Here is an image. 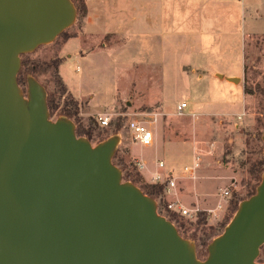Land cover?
Segmentation results:
<instances>
[{
  "label": "water",
  "instance_id": "95a60500",
  "mask_svg": "<svg viewBox=\"0 0 264 264\" xmlns=\"http://www.w3.org/2000/svg\"><path fill=\"white\" fill-rule=\"evenodd\" d=\"M77 16L71 0H0V264H262L264 175L200 260L156 201L123 180L119 136L93 145L72 120L51 119L36 78L20 87L21 56Z\"/></svg>",
  "mask_w": 264,
  "mask_h": 264
},
{
  "label": "rangeland",
  "instance_id": "374dc122",
  "mask_svg": "<svg viewBox=\"0 0 264 264\" xmlns=\"http://www.w3.org/2000/svg\"><path fill=\"white\" fill-rule=\"evenodd\" d=\"M95 1L102 6L103 31L113 28L114 32L120 26L131 23H134L137 31H146L140 0H123L121 10H115L111 0L103 1L108 3ZM156 1L161 4V0ZM200 2L198 4L202 8L198 11L167 13L173 19L175 31L182 33L180 40L170 37L160 44L152 39L147 43V39L142 38L132 43L126 37L114 34L88 38L84 32L85 18L78 19L77 16L75 24L67 32L76 36L81 46L79 42L70 40L62 53L65 42L64 37L60 36L54 43L42 46L28 56L38 62H50L64 56L66 60L59 67L61 78L69 83L76 96L79 97L81 92L85 96L90 94V99L83 100L72 96L78 102L82 121L88 124L91 117L98 116L95 111L104 112L110 117L109 126L99 127L93 145H97L102 137L109 136L121 119V129L115 135L119 136L120 142L113 162L119 167L122 160L129 166L128 172L137 187L154 185L151 174L164 172L158 167L159 160L164 157L183 168L196 154L212 172L219 167L220 171L216 174L228 175L226 181L215 178L202 182V190L211 194L210 209L216 208L220 201L225 207L223 212L218 213L219 218L206 217L205 224L200 225L197 220L168 209L169 203L179 201L177 193L182 191L184 180L177 179V187L172 194L169 196L164 192L156 200L161 216L172 219L186 237H197L196 241L189 239L196 247L202 239L222 233L223 226L231 222L236 214L233 206L242 199H248L254 187L260 183L252 168L261 165L264 158V94L256 91L257 88L264 90V0H211L217 6L213 12L202 11L208 5L203 3L204 0ZM172 4L178 3H169ZM210 14L219 28H223L218 37L203 35L207 33L204 22ZM228 21L231 24H224ZM107 23L110 24L106 26ZM78 47L81 55H84L83 52H94L79 59ZM244 60L246 73L243 81L246 87L254 91L250 95L246 115L242 119L192 117L193 113L203 112L218 115L231 113L232 116L243 113L241 99L237 105L221 104L219 92L213 91L209 84L199 82L192 70L204 68L211 73L218 70L243 74ZM52 74L40 75L37 80L53 89ZM68 97L65 95L62 100L66 101ZM181 101L189 105L184 116L177 113V105ZM207 104L213 106L208 107ZM130 121L143 123L154 132H159V142L150 147L135 143L128 128ZM140 160L158 163L157 166L149 165L145 170H139L137 162ZM126 178L125 171L123 179ZM224 191L230 193L226 199L222 197ZM198 258L205 260L207 257ZM263 261L264 248L258 259L259 263Z\"/></svg>",
  "mask_w": 264,
  "mask_h": 264
},
{
  "label": "crops",
  "instance_id": "0c3cea01",
  "mask_svg": "<svg viewBox=\"0 0 264 264\" xmlns=\"http://www.w3.org/2000/svg\"><path fill=\"white\" fill-rule=\"evenodd\" d=\"M89 8V13L85 20V34L88 36V38H92L93 36H108L114 34L115 36L119 37H126V39H129V41H132V43L135 42V40L140 39H147V43L149 39H152L153 42L156 40V42L160 44H164L170 37L182 38V33L180 31H175L173 25V19L170 18V16L167 15L169 12H186V11H198V9H201L202 6L198 3H201L200 0H161V4L158 3L156 0H140L139 6L144 10V24H145V32H140L136 30V26L134 23L127 24L125 26H120L118 29H116L113 32V28L109 31H103L104 26H102V19L103 15L101 14V4L98 1L96 3L95 0H86ZM105 0H102V2ZM113 4V8L115 10H121V3L123 0H111ZM109 2V0H108ZM103 2V3H108ZM126 2V1H125ZM170 2H177V5H169ZM215 2V1H212ZM203 3H206L208 5L207 7H203L202 11H209L213 12L216 9V4H212L211 0H204ZM205 6V5H203ZM214 7V8H213ZM162 13V14H160ZM231 24L230 21L225 22L224 24ZM110 23H107L106 26H108ZM181 26V25H180ZM223 28H219V25L215 22V20L212 18L211 14L209 18L205 19L204 22V30L207 31V33H204V36H212L218 37V34H222L221 30ZM177 30H179L177 28ZM196 33V32H195ZM194 33V34H195ZM197 34V33H196ZM233 34V33H232ZM96 36V37H97ZM75 40L76 42L80 43L79 39L76 37L69 39L65 42L62 53L65 50V45L70 41ZM79 46V47H80ZM77 48V53H79L78 58L83 59L85 57H88L89 54H91L94 51L90 52H83L84 55H81V49ZM154 54V52H152ZM245 58V57H244ZM61 67L65 62V57H61ZM244 65L246 67V60H244ZM60 67V66H59ZM60 70V69H59ZM194 74L197 76V80L199 82H205L206 84H209L213 91H218L221 95L220 100H222L221 104H235L239 103L240 99L242 101V109L243 113L238 114V116H232V114L228 113L225 115H218L215 112H203V113H193L192 117H197L198 119L200 117L212 119V118H233L237 117V119H242L246 115V108L248 104L251 102L250 95L245 92V84H244V77L246 71L243 70V74H240L239 72H219L216 70L215 72L211 73V71H208L204 68H196L192 70ZM62 80L64 82V78L62 77ZM67 89L69 90L70 94L76 98L77 100H83L84 98L90 99V94L85 96L83 92H81L80 96H76L72 90L69 83L67 84L64 82ZM82 88L84 86L82 85ZM224 96V97H223ZM181 101L178 103L180 105ZM187 103V102H186ZM177 105V107H178ZM207 106H213V104H207ZM189 107V105H188ZM188 109V108H187ZM98 115H106V113L101 111H95ZM243 116V117H242ZM152 129V128H151ZM154 132V131H153ZM155 135V142H159L160 134L159 132H154ZM154 142V144H155ZM211 152V151H210ZM207 152L206 154H208ZM196 154H194L193 158H191L190 162L186 163L183 168L179 167V165L176 164L175 161H167V158L164 157L163 159L159 160V162H163L165 164V168L163 169L164 172L162 173H171L172 176L177 180H184L182 185V191H178L177 198L180 201V203L186 207V208H198L201 210H207L210 209V195L209 193H206L204 190H202L203 181L212 180L215 178L221 179L222 181L225 180L227 174H216L220 171V168L218 167L217 170L211 171L210 167L204 163V160L202 159V167L199 171L200 178L199 180L193 181L190 180L188 175L184 172L185 167L192 166L196 160H197ZM142 161V160H140ZM146 167L148 168L149 165L157 166L158 162H145ZM158 171H155L156 173ZM151 174V177L153 174ZM206 173L209 175L206 176ZM186 174V175H185ZM231 178V177H230ZM226 181V180H225ZM223 203V201H221Z\"/></svg>",
  "mask_w": 264,
  "mask_h": 264
},
{
  "label": "trees",
  "instance_id": "16d2710c",
  "mask_svg": "<svg viewBox=\"0 0 264 264\" xmlns=\"http://www.w3.org/2000/svg\"><path fill=\"white\" fill-rule=\"evenodd\" d=\"M71 1L73 2V4L75 5V7L77 9L78 19L86 18L88 13H89L87 1L86 0H71ZM61 37H64V42H66L69 39L74 38L76 36L69 35L68 32L65 31L64 33H62ZM29 55L30 54H25V55L21 56L22 68H21V71L18 75V83H19L20 87L26 93L27 87H28V78L29 77H34V78L38 79V77L40 75L48 74L50 72L53 73L52 74L53 75V83H54L53 89H49L47 84L41 83L47 91V105H48V109H49L51 119L54 120L56 118L58 119L59 117L60 118L63 117V118H67V119L72 120L76 125L77 136L81 137V138H86L89 141L94 142V140L96 139V132L98 131L99 127H101V126L97 122L95 117H91L90 122L88 124H85L82 121V119L79 117L78 102H75L72 99V95L69 93V91H68L66 85L64 84V82L60 76V73H59V66L62 62V59L58 57V58H56L50 62H38V61H33V60L29 59V57H28ZM245 71H246V67H245ZM256 91L264 94V90H262L260 88H257ZM245 92L249 95H252L254 91L245 86ZM65 95L69 96L68 97L69 100L68 99L66 101L62 100V97ZM121 126H122V121H121V119H119V121L117 122V124L115 126L114 131L109 136L102 137L98 141V144L106 141L109 138H111V136L113 137L116 134H118L119 130L121 129ZM100 134L101 133H99V135ZM261 137H262V134H261ZM120 163H121L120 164L121 166L119 165V168L121 169V171L127 172V178L125 180L124 179L123 180L125 182L132 181V183L135 185V181L132 178L131 173L128 172L129 166L122 160L120 161ZM252 173L256 174L257 177L260 180H262V177L264 175V158L262 159L261 165H259L258 167L255 166L252 168ZM259 184L260 183H258L254 187V191L252 194H250L249 198L256 193V190H257V187L259 186ZM140 189L144 192L145 195L149 196L150 198L154 199L155 201L160 196H162L164 194V185L145 184L143 186V188H140ZM243 200H246V199L240 200L238 203H236L233 206L234 212H236L238 210L239 203L242 202ZM174 217H176V214L174 215ZM169 221L172 222V219L171 220L169 219ZM197 221H198V224H200V225L205 224L206 215L204 214V212L200 213ZM227 224H228V222L223 226V228H222L223 232H224ZM176 228L183 238L188 239V240L192 239L193 241L197 240V237L195 235L188 238L181 231L180 227H176ZM222 233L220 232V233L214 234L213 236H208L207 238L202 239L200 241V243H197L198 257H203V256L207 257L208 256V246L210 245V243L215 238L220 236ZM263 248H264V246L261 249H263ZM262 264H264V261Z\"/></svg>",
  "mask_w": 264,
  "mask_h": 264
},
{
  "label": "built area",
  "instance_id": "2783aa9c",
  "mask_svg": "<svg viewBox=\"0 0 264 264\" xmlns=\"http://www.w3.org/2000/svg\"><path fill=\"white\" fill-rule=\"evenodd\" d=\"M187 108H188V104L186 102H183L180 105H178L177 107L178 115L184 116L185 110ZM95 118L101 127H107L111 122L110 117L107 115H98ZM128 128L132 132V139L135 143H139L142 146H146V147H150L154 145L155 142L154 132L151 128H149L145 124L137 121H130L128 124ZM137 167L139 170L146 169V165L142 161L137 162ZM158 167L159 169H164L165 164L163 162H159ZM201 167H202L201 159L198 158L192 166L185 167L184 172L188 175L190 180L196 181L199 180L200 178L199 171L201 170ZM208 175L209 174L206 173V176ZM151 181L153 184L156 185L157 184L164 185V192L169 196L172 194V191L175 190L177 187V180L172 176L171 173H162L158 171L153 174ZM229 195H230L229 191H224L222 197L225 196L224 199H226V197ZM224 208L225 207L223 206V203L220 201L217 204L216 208L207 209L202 212H204V214L208 219H217L219 218L218 213L223 212L225 210ZM168 209L173 213L190 218L193 221L197 220L201 213L200 209L186 208L179 201L169 203Z\"/></svg>",
  "mask_w": 264,
  "mask_h": 264
}]
</instances>
